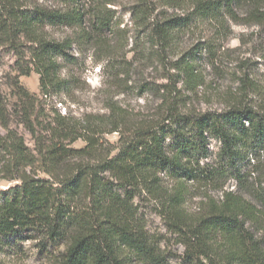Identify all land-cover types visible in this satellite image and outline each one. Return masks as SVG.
<instances>
[{"label": "trees", "instance_id": "16d2710c", "mask_svg": "<svg viewBox=\"0 0 264 264\" xmlns=\"http://www.w3.org/2000/svg\"><path fill=\"white\" fill-rule=\"evenodd\" d=\"M119 1L0 0V175L16 182L0 191V256H17L30 243L48 264H264V109L240 98L220 111L183 112L182 91L202 86L201 64L217 50L181 47L205 25L264 31V0H131L125 11L145 37L139 61L166 72L165 84L136 88L158 95L157 114L132 121L112 100L104 116L47 114L20 78L34 72L41 96L58 95L68 84L59 59L74 45L102 51L107 69L123 68L113 62L117 50L108 54L103 45L125 31ZM58 29L71 35L58 38ZM114 133L111 147L103 136ZM77 141L84 146L72 148ZM191 187L221 196L205 194L207 209L188 220L182 207ZM142 197L161 207L180 239L178 262L147 235L136 204Z\"/></svg>", "mask_w": 264, "mask_h": 264}, {"label": "rangeland", "instance_id": "374dc122", "mask_svg": "<svg viewBox=\"0 0 264 264\" xmlns=\"http://www.w3.org/2000/svg\"><path fill=\"white\" fill-rule=\"evenodd\" d=\"M131 0L119 1L122 5L117 8V17L121 21L120 29H124L116 39L112 35L106 37L104 47L114 48V63L123 68H106V60L102 51L90 47L74 45L69 52V57L59 59L60 74L67 82L66 89L58 95L43 97L39 94V77L32 72L27 77H21V84L31 93L39 97L45 106V112L55 110L61 115L81 117L83 115L104 116L107 114V101L117 102L119 106L127 109L132 114V121L136 118L154 117L160 105L156 93H140L137 86L143 83L154 85L165 84L166 72L154 62L139 61L145 37L142 31L135 29L130 20V14L125 8ZM53 34L62 38L71 35L64 29L53 31ZM118 37V36H117ZM115 38V39H114ZM109 42V43H107ZM213 44L217 55L210 61H203L200 67L203 77L202 86L196 93L190 94L182 91L187 97L186 107L183 112L203 113L207 111L223 110L232 99L247 100L249 104L264 109V31L254 27L229 23L224 33L215 32L212 27L205 25L191 30L181 39V47L188 49L195 44ZM103 52H106V50ZM11 64L5 60L4 68ZM114 75V77H113ZM245 81L246 95L240 96L242 79ZM181 88V82L177 83ZM123 92V93H122ZM130 119V120H131ZM18 132L22 135L25 144L32 149L30 136L21 128ZM104 142L111 147L117 146L116 133L103 136ZM84 146L82 141H77L72 148L79 149ZM210 151H216L217 144L211 140ZM42 176V175H40ZM167 183V182H166ZM165 183V184H166ZM16 182L4 181L0 175V191L15 185ZM226 190L233 189V183H227ZM209 195L213 200L220 198L221 193L207 191L204 188L191 187L183 204V214L188 220L197 218L207 209L203 197ZM139 213L145 217V230L147 235L160 247L172 263L178 262L183 253L179 238L170 229V221L162 218L161 207L146 197L136 201ZM22 250L18 255L0 256V264H48V260L38 254L30 243L21 245Z\"/></svg>", "mask_w": 264, "mask_h": 264}]
</instances>
